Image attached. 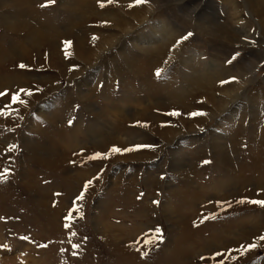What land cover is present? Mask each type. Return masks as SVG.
Wrapping results in <instances>:
<instances>
[{
  "label": "rangeland",
  "instance_id": "rangeland-1",
  "mask_svg": "<svg viewBox=\"0 0 264 264\" xmlns=\"http://www.w3.org/2000/svg\"><path fill=\"white\" fill-rule=\"evenodd\" d=\"M161 1L0 0V264H264L259 19Z\"/></svg>",
  "mask_w": 264,
  "mask_h": 264
},
{
  "label": "bare ground",
  "instance_id": "bare-ground-1",
  "mask_svg": "<svg viewBox=\"0 0 264 264\" xmlns=\"http://www.w3.org/2000/svg\"><path fill=\"white\" fill-rule=\"evenodd\" d=\"M126 1L131 2V1H134V0H126ZM169 1H172V0H169ZM154 2H156V4H159L162 1L161 0H154ZM231 6H232V10L231 11H233V15H235V18L234 17L231 18V20H230L231 22H234L235 21L234 24H238V23H243L244 20L246 19L250 23V20H252V19L253 20H258L259 19L258 20V22H259L258 25L260 27L259 34L261 35V37L264 38V29L261 28L264 25V0H231ZM246 9H247V12L245 11ZM245 12L247 14H249V17H245V15H244ZM189 18L192 19L191 16H189ZM213 23H214L215 27H212V25L210 23L209 26H211V27H208L207 30H205V31H207L211 36L217 37V39L220 38V37L223 38V39H226V41H225L226 49L229 48V50H231V48H233V46H234L235 43L238 44L237 43L238 39L235 42L233 40V37H232L233 34L230 33L229 30H228L227 33L222 34L221 29L224 30V32H225V26H223V24H221L220 21H218V20L215 19V20H213ZM198 30L201 32L202 27H201V29L198 27ZM246 34H247V36H245V38L247 39V41H252L255 38L254 36L249 35L248 32ZM236 35L238 36V38L239 37H243V32L241 31L239 34H236ZM172 38H174V36L170 37V39H172ZM263 38H262V40H263L262 42L264 43V39ZM159 39L160 38H159L158 32L156 30H154V31L152 30V32L150 33V35H147L145 37H141L139 41H137L138 39L136 41H137V43L144 44V45H154V44H156V41H158ZM170 39H168V40H170ZM175 44H176V42H174V41L173 42H167L166 41V42L163 43L162 47H159V46H161V44H160L156 48H151V49H148V48L145 49L144 48L143 50H146L147 52H152V51L155 52L152 49H155L156 51H162L164 49L170 50L169 48L171 47V49H172L174 46H176ZM103 47L105 48V44H104ZM100 49H101V47H98L97 44H94L93 49L91 51H86V54H87L86 58L88 60H93L94 56L96 55V53ZM192 59H193L192 56L186 57L184 59V61H185L184 64H187L188 62L192 61ZM214 63H215V65H214ZM216 63H218V60L217 59H214V60H212V63H207V65H209V66L212 67V70H211L212 71V74H214L216 72H219L222 75V73L225 72V70H223L224 68L221 67V65L218 66ZM252 66H251V68H252ZM249 68L250 67L246 68V66L240 65V66H238V69L236 71L234 70V74L233 73H228V71H227L226 72L227 73V76L226 77L221 76V78H227L228 77V78H230V80H233V83H234V86H235V87L234 86L232 87L233 89H235L236 87L238 88L239 85L245 84L246 82L252 84L254 82L253 78H254V75H255L256 71H255V69L254 70L253 69L251 70ZM206 75L207 74L199 77L202 80L201 82L207 84L208 86L209 85H214V81L211 80L212 77L211 78H208L209 76H206ZM217 77H219V76H217ZM217 77L215 75L213 77V79L216 81L215 84L220 83V80H221L220 77L219 78H217ZM227 89L229 91V88L227 87V88L224 89L225 90V93H226V90ZM227 94L230 95V93H227ZM225 154H228V152L225 153ZM222 156H223V154H222ZM225 160H227V159H225Z\"/></svg>",
  "mask_w": 264,
  "mask_h": 264
},
{
  "label": "snow or ice",
  "instance_id": "snow-or-ice-1",
  "mask_svg": "<svg viewBox=\"0 0 264 264\" xmlns=\"http://www.w3.org/2000/svg\"><path fill=\"white\" fill-rule=\"evenodd\" d=\"M147 2H148V0H135L136 4H142V3H147ZM101 6H103V5H101ZM188 35H191V33H189ZM186 38L187 37H183L182 39H186ZM177 43H179V41ZM236 55H239V53H237ZM233 59H235V56H233ZM20 67L23 68L24 65L21 64ZM21 91H24V90L22 89ZM28 94L30 95V93H28ZM3 95H5V93L0 92V96H3ZM11 100H12L13 103H20V104H24L25 103L22 99H20L19 94H13L11 96ZM6 107H7V105H6ZM0 114H6V113L3 111V109H0ZM169 115H180V113L174 111L172 113H169ZM192 115H202V113H192ZM131 150L132 149H127V148L123 149V151H131ZM120 151H121V149L116 148V147H113L111 149V152H113V153L120 152ZM96 156L99 157L100 154L97 153ZM88 183H90V181ZM241 202H243V201H241ZM250 203L259 204L261 206H264V201L256 200V201H250Z\"/></svg>",
  "mask_w": 264,
  "mask_h": 264
}]
</instances>
